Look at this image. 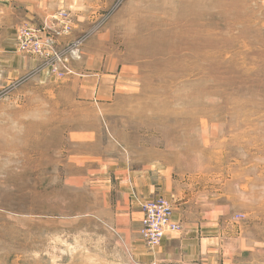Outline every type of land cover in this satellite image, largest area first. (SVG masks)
Segmentation results:
<instances>
[{
  "label": "rangeland",
  "instance_id": "rangeland-1",
  "mask_svg": "<svg viewBox=\"0 0 264 264\" xmlns=\"http://www.w3.org/2000/svg\"><path fill=\"white\" fill-rule=\"evenodd\" d=\"M0 264H264V0H0Z\"/></svg>",
  "mask_w": 264,
  "mask_h": 264
},
{
  "label": "built area",
  "instance_id": "built-area-1",
  "mask_svg": "<svg viewBox=\"0 0 264 264\" xmlns=\"http://www.w3.org/2000/svg\"><path fill=\"white\" fill-rule=\"evenodd\" d=\"M139 235L147 246L158 244L166 235L176 232L178 224L171 218V208L164 196H154L141 204Z\"/></svg>",
  "mask_w": 264,
  "mask_h": 264
},
{
  "label": "crops",
  "instance_id": "crops-1",
  "mask_svg": "<svg viewBox=\"0 0 264 264\" xmlns=\"http://www.w3.org/2000/svg\"><path fill=\"white\" fill-rule=\"evenodd\" d=\"M137 194H138V193H137ZM138 196L140 197V195H139V194H138ZM141 196H143V197H144L145 195L142 193V194H141Z\"/></svg>",
  "mask_w": 264,
  "mask_h": 264
}]
</instances>
